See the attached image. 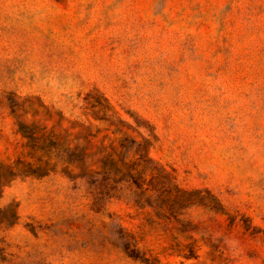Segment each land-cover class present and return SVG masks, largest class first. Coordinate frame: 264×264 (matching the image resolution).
Returning a JSON list of instances; mask_svg holds the SVG:
<instances>
[{
    "label": "rangeland",
    "instance_id": "obj_1",
    "mask_svg": "<svg viewBox=\"0 0 264 264\" xmlns=\"http://www.w3.org/2000/svg\"><path fill=\"white\" fill-rule=\"evenodd\" d=\"M0 264H264V0H0Z\"/></svg>",
    "mask_w": 264,
    "mask_h": 264
}]
</instances>
